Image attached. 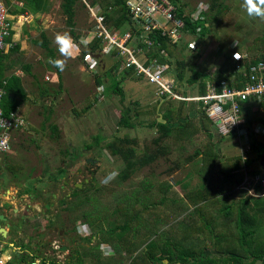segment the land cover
<instances>
[{
    "label": "rangeland",
    "instance_id": "1",
    "mask_svg": "<svg viewBox=\"0 0 264 264\" xmlns=\"http://www.w3.org/2000/svg\"><path fill=\"white\" fill-rule=\"evenodd\" d=\"M6 1L11 10L15 9L17 13L24 15L20 23H15V45L4 53L2 58L5 61L3 67L7 76H23L27 96L20 98L18 108L27 121L21 130L14 133L11 150L0 160V191L3 196L8 195L13 199L16 195L27 192L30 188L25 186L24 182L37 183V187L32 189L33 193L37 190L41 194L39 188H44L47 192L55 191L60 196L66 193L59 189L65 178L71 182L82 183L83 194H87L90 199L88 208L94 206L100 216L94 228L92 227L93 234L97 235L94 240L99 247V253L106 259L115 257L121 264H129L152 240L159 241V237L164 236L163 232L172 236H180L184 232L183 238H175L182 239V242L178 243L179 247L193 245L197 251L201 250L204 256L220 255L222 252L217 250L208 232L196 230L188 234L186 231L191 222L200 221L197 215L191 213L194 206L186 194L206 184L210 176L209 169L203 166L201 155L182 167L177 166L179 160L193 153L197 149L196 146L205 141L203 129L195 132L192 141L186 144L187 148L181 149L178 145L171 144L170 153L162 154L154 141L160 133L155 126H149L147 123L152 118V112L145 113L143 125L125 127L120 120L124 115H131L133 121L139 112L152 111L155 107L158 121L163 122L162 114L168 106L167 103L159 106L153 87L145 78L126 69L124 57L115 54L96 55L94 66L88 64L85 59L89 52H98V47L93 48L95 39L89 41L90 36H93L91 31L94 18L88 6L99 5L103 9V0L76 2L74 34L70 31L63 12V0H45L44 8L38 12L32 11L31 0ZM178 1L187 8L201 2L210 4L207 13L210 26L200 42L198 54L201 59L197 63L198 70L205 75L220 71V62H225L224 67L227 69L231 68L230 49H234L233 43L239 42L242 48L249 50L256 36L264 35V19L248 17L242 7L243 0ZM219 8L223 9L222 13L217 12ZM107 25L117 30L125 28L123 24L118 26L112 17L107 18ZM63 31L71 33L78 47L74 49L72 58L67 60L65 69L61 71L49 63V59L61 58L53 41L55 34ZM42 34L46 35V41L53 48L54 58L41 45ZM173 51L167 59L175 71L177 68L184 75L183 80L178 82L180 88H183L187 95H196L200 84L189 83L191 69H187V66L181 68L178 64V61H181L187 65L194 54H189L183 45L176 46ZM116 84L117 88L123 90V94L114 91ZM101 94H104V98H100ZM262 102L264 98L253 100L252 104L260 108ZM189 117L199 125L202 124L197 106L189 110ZM184 121L185 119L181 118L174 126ZM211 133L218 152V164L225 163L228 159L233 163H244L249 148L242 144L236 131L223 136L212 124ZM191 143L193 144L190 145ZM259 174L264 178V171ZM259 176L246 174L244 181L238 186L241 190L240 198H248L253 203L254 199L264 196L263 180L261 189H256L260 181ZM56 179L58 182L55 183ZM161 184H166L170 196L172 191L184 196L189 206H182L180 211L173 205L161 206V214L147 213L146 226L150 228L145 229L149 230V233L142 226L134 227L124 238V243L131 249L122 244L117 251L112 243L114 241H106L103 237L106 236L104 232L109 222L122 221L124 216L119 210L121 202H138L136 205L140 209L149 197L160 194ZM141 198L144 200L142 203ZM209 210L214 216L217 215L215 207ZM76 211L73 216L77 215L74 218L79 219L80 212ZM214 225L216 231H225L235 244L238 243L237 222L233 217L217 215ZM254 238L264 242V225ZM86 239L88 244L93 242ZM173 248L176 249L174 245ZM175 253L177 254L178 250H175ZM159 256L161 253L157 254V257ZM249 262L245 260L243 264ZM86 264L96 262L89 258ZM153 264L188 262L177 257L168 263L161 259ZM218 264L223 262L220 260ZM260 264H264V260Z\"/></svg>",
    "mask_w": 264,
    "mask_h": 264
},
{
    "label": "trees",
    "instance_id": "2",
    "mask_svg": "<svg viewBox=\"0 0 264 264\" xmlns=\"http://www.w3.org/2000/svg\"><path fill=\"white\" fill-rule=\"evenodd\" d=\"M44 1L45 0H31L30 5L32 11H41L44 8ZM77 1L78 0H63L62 3L67 24L73 34L75 17L74 7ZM103 2V12L106 15V22L107 18L112 17L115 18V22L118 26L123 24L125 27L124 29L129 28V18L125 8V0H103ZM212 6H214V4H212ZM11 12L17 13L15 9L11 10ZM217 12L222 13L223 9L219 8ZM206 31L207 28L204 27L202 33ZM159 41L161 42V47L163 49H166L169 53L173 54V48H175V46H170L166 38H159ZM40 43L54 58L53 48L49 46V43L46 41L45 34H42V40ZM97 47H100V39L95 40L93 48ZM260 51L264 52V36L256 37L253 44L250 46L249 62H246L247 68L259 61H264V54L257 56ZM153 55L157 56L158 54L154 52ZM159 58L160 60H164L160 56ZM198 59L199 57L195 56L187 65L181 61H178V64L181 68H186L187 66V69H191L192 75L188 79V82L199 83L200 93L204 94L206 92L207 82L202 78L204 74L197 69ZM2 64L1 55L0 85H2L4 79L7 80V83L5 84L6 94L2 101V107L4 112L8 114L19 107L20 98L26 97L27 93L23 86L22 78L17 74L5 76V69ZM126 69L130 72L134 71L132 68ZM176 70L177 77L182 81L184 78L183 73L179 72L177 68ZM241 76L240 72L236 74V86H242L245 81ZM230 77V75L226 76L219 73L211 78V81L220 86L219 84L221 80H229ZM117 87L116 84L114 91L118 94H123V90ZM178 91L183 93V95H186V92L182 88L179 87ZM198 103L199 102L195 100H190L188 102L170 100L167 104L168 106L166 110L162 114V117L165 120L164 122L158 121V113L156 112L155 107L152 108V111L139 112V115H137L138 117L133 121L131 115L122 116L120 121L125 127H133L137 124L143 125L145 123V113L152 112V118L147 123L149 126H155L160 133L154 141L158 144V148L161 150L162 154L170 153L171 144H176L179 148L181 147V149L187 148L188 145L186 144L192 141V136L195 135V132H199L203 129L205 141L196 146L197 149L193 153L188 154L182 160L177 162V166L182 167L185 163H190L201 155L203 166L207 167L210 173L206 184L202 188L186 194L187 199H189L192 206H194L191 213L200 218V221L194 220V223L191 222L186 231L189 232L188 234H192L196 230H204L206 233L208 232L217 250L222 253L215 257L212 255L204 256V253L201 250L197 251L193 245L190 247L185 245L179 247L178 243L182 242V239L175 238H183L184 232L181 233L180 236H172L167 232H163L164 236L159 237V241L155 239L152 240L146 245L144 251H142L136 258L133 257V260L129 264H153L156 260L167 258L169 261H172L177 257L181 258L182 261H187L188 264H218L220 260L223 264H227V262L228 264H243L245 260L249 262L251 257H254V260L248 264H257L258 260H264V242L257 241L256 238H254L257 231L262 225H264V196L254 199L252 203L248 198H240L239 192H241V190L238 189V186L244 181L246 174L250 173L259 176V172L264 171V164H262V159L264 158V135L261 136L256 132V127L258 125H263L264 127V102H262L260 108H256L250 100L241 102V116L244 119L242 126L247 129L250 140V147L246 152V158L242 165L238 162L233 163L230 159L222 164L217 163L216 159L218 152L215 149L211 133L213 122L205 111L198 107L200 105H198ZM196 106L200 113V117L202 118V124L200 125L193 118L189 117V110L196 108ZM181 118L185 119L184 123L180 122L174 126V124ZM165 141L166 146L164 147ZM192 144L193 143L190 145ZM131 154H133V152H131ZM259 177L260 181L256 187L258 190L261 189V180L263 178L262 176ZM171 193L172 196L169 195L170 193H168L166 184H161L160 194L152 198L149 197L148 201L146 200V203L143 204L140 209H138L139 207L136 205L138 202H129V199V201L126 202L122 201L119 210L121 211V215L124 216L122 219L123 224L112 225L110 232H114L115 235L110 238L104 236V240H109L110 242L113 240L114 242L112 243H114L117 251H119L122 244L128 249H131L129 245L124 243V238H126L125 235L134 227H140L139 225L143 224V216L145 214H156L157 212L161 214V206L166 207L173 205L177 211H180L182 206H189V202L185 200L184 196H179L174 191ZM143 201V198H141V203ZM211 206L217 209V215L226 218L233 217L236 220L238 243L235 244L232 241V237H230L225 231H216L214 223L217 215L214 216L211 210H209V208H212ZM96 211L97 209L93 207L88 212L89 216L87 218L91 223H93L94 220H91L92 218L90 216ZM119 227L121 230L117 232ZM173 245L176 249L173 248ZM175 250H178L177 254L175 253ZM159 253H161V256L157 257V254ZM94 260L96 264L99 262H103V264H121L120 260L115 257H108V259H106L103 258L100 253L97 260L96 258Z\"/></svg>",
    "mask_w": 264,
    "mask_h": 264
},
{
    "label": "built area",
    "instance_id": "3",
    "mask_svg": "<svg viewBox=\"0 0 264 264\" xmlns=\"http://www.w3.org/2000/svg\"><path fill=\"white\" fill-rule=\"evenodd\" d=\"M88 7L94 18L91 31L93 36H90L89 41L100 39L98 52L86 55L88 64H94L96 55L115 54L124 57L125 67L132 68L138 76L154 85L161 101L199 102L200 108L212 120L220 135L228 136L236 131L242 144L250 147L247 129L242 126L244 119L241 116V102L264 97V61L247 68L249 55L237 49L239 42L233 43L235 59L238 60L235 70L245 80L242 86L235 85L237 77L233 75L230 81L221 80L220 86L208 82L204 94L187 96L178 91V84L170 75L172 66L166 59V49L161 47L159 41V38H166L170 46L184 44L187 50L195 49L197 38L201 36L206 24L210 9L208 2L187 8L178 0H125L129 28L122 30L107 25L106 15L99 5ZM23 18V14L11 12L6 0H0V56L15 45V23H20ZM154 52L158 55L154 56ZM159 56L164 60H160ZM6 83L4 79L0 85V160L11 150L14 133L21 130L27 121L19 108L8 114L4 112L2 101L6 94ZM103 95L100 98H104ZM256 132L263 136V125H258ZM9 259L10 256L0 249V264H7Z\"/></svg>",
    "mask_w": 264,
    "mask_h": 264
},
{
    "label": "flooded vegetation",
    "instance_id": "4",
    "mask_svg": "<svg viewBox=\"0 0 264 264\" xmlns=\"http://www.w3.org/2000/svg\"><path fill=\"white\" fill-rule=\"evenodd\" d=\"M86 181L89 182V180ZM24 185L30 189L21 195H16L13 199L8 195L3 196L0 191V213L7 217V221L2 222V226L9 230L8 237L2 239L6 243L1 246L0 242V249L5 255L10 256L7 264L12 261L14 264H51L53 262L86 264L89 258L97 260L99 247L94 240L97 235L93 234L92 227L94 228L100 216L96 211L90 216L94 222L91 223L88 220V212L91 209L88 208L90 199L87 194H83L84 185L65 178L59 189L66 193L61 196L55 191L47 192L44 188H39L41 194L37 190L33 193L32 189L37 187L36 182L33 184L24 182ZM76 210L80 212L79 219L74 218L77 215L73 216ZM146 215L148 214L143 216V224L139 225L143 229L150 228L146 226ZM115 224L122 225L123 221L109 222L104 232L107 237L115 235L114 232H110V228ZM8 225L10 227H7ZM120 230L119 227L117 232ZM145 231L149 233V230L145 229ZM0 238H2L1 233ZM86 238L93 242L88 244L89 241ZM8 249L11 250V255L7 254Z\"/></svg>",
    "mask_w": 264,
    "mask_h": 264
},
{
    "label": "clouds",
    "instance_id": "5",
    "mask_svg": "<svg viewBox=\"0 0 264 264\" xmlns=\"http://www.w3.org/2000/svg\"><path fill=\"white\" fill-rule=\"evenodd\" d=\"M242 7L248 17L264 19V0H243ZM53 42L57 46L61 58H50L49 63L63 71L66 67L67 60L72 58L74 49L78 45L68 31L56 33ZM81 43H84V41H81ZM112 175L114 176L115 174L113 173Z\"/></svg>",
    "mask_w": 264,
    "mask_h": 264
},
{
    "label": "crops",
    "instance_id": "6",
    "mask_svg": "<svg viewBox=\"0 0 264 264\" xmlns=\"http://www.w3.org/2000/svg\"><path fill=\"white\" fill-rule=\"evenodd\" d=\"M209 26H210V21L208 20V18H207V20H206V24L204 25V27L205 28H207V31L206 32H204V33H202L201 34V36L200 37H198L197 38V46H196V48L195 49H186V46L184 45V44H181V45H183L184 47H185V49L187 50V52L189 53V54H194V56H193V58L195 57V56H198L199 57V51H200V48H201V46H200V42L203 40V37L207 34V32H208V30H209ZM203 27V28H204ZM202 31H203V29H202ZM15 32V31H14ZM16 35V33H14V36ZM257 36H264V35H257ZM256 36V37H257ZM255 38V37H254ZM253 38V39H254ZM252 44H253V42H252ZM251 46V45H250ZM237 49L240 51V52H246L248 55H249V50L248 49H246V47H243L242 48V45H240V44H238V47H237ZM248 50V51H247ZM230 51H231V53H230V58H231V68L230 69H227V67H224V63L225 62H220V63H218V64H222V66H221V70L220 71H218V72H216L215 74H210L209 72V74H207V75H203V79L204 80H206V82L208 83V82H210L211 81V78H213L215 75H217V74H219V73H221V74H223V75H226V76H233V75H236L238 72L235 70V64L236 63H238V60H236L235 59V54H234V52H235V50L234 49H230ZM166 53H167V55H166V59H167V57L169 56V52L166 50ZM261 54H264V52H262V51H260V52H258V54H257V56H260ZM192 58V59H193ZM201 58L199 57V59H198V61L200 60ZM167 61H168V59H167ZM249 62V58H248V60H246V62ZM5 61L3 60V58H2V63L3 64H5L4 63ZM169 62V61H168ZM2 64V65H3ZM91 65V64H90ZM93 66V65H92ZM172 66V65H171ZM198 69V68H197ZM218 68H216V70H217ZM200 71V70H199ZM4 75L5 76H7L6 75V72H4ZM170 75L172 76V77H174V79H175V81L177 82V84H178V88L180 87V85H179V78L177 77V70L175 71V68L172 66V69H171V73H170ZM21 78H22V82H23V86L25 87V83H24V80H23V76H21V75H19ZM201 80V79H200ZM194 84V83H193ZM151 85V84H150ZM152 87H153V89H154V92H155V86L154 85H151ZM25 89H26V87H25ZM183 89V88H182ZM186 92V91H185ZM183 94V93H182ZM188 93L186 92V95H187ZM197 94H201L200 93V90L198 91V93ZM196 94V95H197ZM155 95H156V92H155ZM157 96V95H156ZM187 96H190V95H187ZM157 100H158V104H159V106L161 105V104H163V103H165L164 101H161L160 99H159V97L157 96ZM186 102H188V101H186ZM167 104H168V102H166ZM165 120H163V122H164ZM200 156V155H199ZM2 239H5V238H2ZM0 242H1V246L2 245H4V243H6V241L5 240H1L0 239ZM16 248V247H15ZM15 248H14V250H15ZM11 250L10 249H8V251H7V254H10L11 255V252H10ZM16 252H18V251H16ZM9 264H14V262L12 261V262H10Z\"/></svg>",
    "mask_w": 264,
    "mask_h": 264
},
{
    "label": "water",
    "instance_id": "7",
    "mask_svg": "<svg viewBox=\"0 0 264 264\" xmlns=\"http://www.w3.org/2000/svg\"><path fill=\"white\" fill-rule=\"evenodd\" d=\"M262 164H264V158L262 159ZM6 221H7V217L4 214L0 213V233H1L2 238H7L8 237L9 230L6 227L2 226V222H6ZM7 227H10V225H8ZM2 238H0V239L2 240ZM252 260H253V257H251L249 259L250 262ZM164 262L168 263L169 260L168 259H164ZM260 263H262V260H258L257 261V264H260Z\"/></svg>",
    "mask_w": 264,
    "mask_h": 264
}]
</instances>
